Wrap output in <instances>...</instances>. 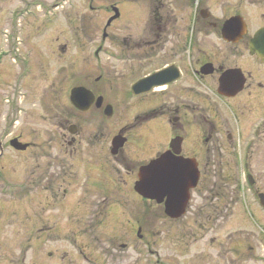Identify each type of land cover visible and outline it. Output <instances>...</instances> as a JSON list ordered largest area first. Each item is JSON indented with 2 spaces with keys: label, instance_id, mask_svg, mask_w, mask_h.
Returning <instances> with one entry per match:
<instances>
[{
  "label": "flooded vegetation",
  "instance_id": "flooded-vegetation-1",
  "mask_svg": "<svg viewBox=\"0 0 264 264\" xmlns=\"http://www.w3.org/2000/svg\"><path fill=\"white\" fill-rule=\"evenodd\" d=\"M96 1L0 0V14L11 26L24 14L30 23L51 25L68 19L77 28L81 21L88 26L91 19L86 11L97 9ZM134 1L144 2L149 12L144 30L136 38L115 37L117 50L102 51L105 45L101 44L94 51L95 58L105 53L110 60L125 65L126 81L117 103L106 102L94 89L75 86L85 87L95 96L87 111L74 106L80 113L95 110L110 119L118 106L125 115L132 114V121L108 139L110 145L98 153L91 149L79 151L76 135L82 133L83 126L59 122L72 162H64L62 153L56 163L42 162L45 152L34 168L30 163H5L11 152L21 154L35 147L23 134L15 133L17 119L11 115L3 119L0 264H160L155 247L160 233L159 212L144 213L142 209L144 202H152L153 207L160 204L136 189L140 169L170 151L180 160L197 162L199 186L209 170L221 169L222 154L235 146L232 130L243 122L241 116L245 117L247 107L255 101L264 107V49L255 43L257 32L264 28V0H242L259 10L255 26L249 28L248 20L240 13L231 15L229 18L242 17L246 33L230 39L222 34L229 18L221 22L210 10L214 0ZM106 2L107 19L115 14V8L119 16L110 25L107 20L103 42L113 37L107 29L123 17V4L128 0ZM64 3L71 7L65 12ZM81 3L86 5L83 12ZM213 37L215 41L207 47V39ZM163 71L159 83L134 93L136 83ZM129 75L132 79L128 82ZM224 75L230 87L234 82H243L241 91L227 95L229 91L221 87ZM100 96L103 101L99 107ZM107 105L113 108L112 116L105 114ZM227 110L234 121L226 115ZM256 126V133L263 135L264 115ZM67 133L72 135L70 140ZM119 134L125 142L115 150L111 144ZM16 139L28 146L18 149L12 144ZM18 165L23 167L17 169ZM149 218L150 226L146 220Z\"/></svg>",
  "mask_w": 264,
  "mask_h": 264
},
{
  "label": "rangeland",
  "instance_id": "rangeland-1",
  "mask_svg": "<svg viewBox=\"0 0 264 264\" xmlns=\"http://www.w3.org/2000/svg\"><path fill=\"white\" fill-rule=\"evenodd\" d=\"M106 4V0H97V9L86 11L91 19L88 26L81 21L77 28L68 19L51 25L30 23L24 14L11 26L0 14V126L11 115L18 120L15 133L23 134L35 147L21 154L11 152L5 163H30L34 168L45 152L42 162L56 163L62 155L64 162H72L59 122L80 123L83 131L76 135V148L98 153L110 145L108 139L118 129L132 121V114L125 115L118 106L113 117L106 119L95 110L80 113L70 102L71 89L84 85L98 91L106 102L117 103L126 81L124 64L110 60L105 53L95 58L94 51L101 44L105 45L102 51L115 50V37L136 38L149 12L144 2L128 0L123 4V17L107 29L113 37L103 42L108 20ZM85 6L81 3V12ZM70 8L64 3V12ZM210 10L221 22L240 13L251 29L259 11L242 0H214ZM212 41L214 37L207 39L206 46L210 47ZM131 79L129 75L127 81ZM251 105L245 117L241 116L239 128L232 130L235 146L222 154L221 169L209 170V176L193 190L185 216L170 219L162 205L153 207L152 202H144V213L159 212L160 233L155 247L160 264H264V208L258 198L264 193V133H256L264 107L256 101ZM226 112L234 121L230 110ZM71 137L67 133V140ZM146 220L150 226L151 218Z\"/></svg>",
  "mask_w": 264,
  "mask_h": 264
},
{
  "label": "water",
  "instance_id": "water-1",
  "mask_svg": "<svg viewBox=\"0 0 264 264\" xmlns=\"http://www.w3.org/2000/svg\"><path fill=\"white\" fill-rule=\"evenodd\" d=\"M115 11H117V8H115ZM118 16L119 12L117 11L115 16L108 21V25H110L111 21ZM245 29L246 24L243 22L242 17L235 16L224 22L222 34L226 39L235 34L241 35L246 33ZM255 43L264 49V28L257 32ZM164 73L165 71L156 73L150 78L144 80L141 84L136 83L133 86L134 93H140L142 88L144 91H147L153 85L159 83L158 78ZM226 78L227 75H224L221 81V87H224L226 91H229L227 92V95L234 96L241 91L243 82H234L233 86L237 85L230 87L229 81ZM139 86H141L140 89ZM94 99V94L85 87L80 86L71 89V103L82 111H87ZM102 101L103 98L101 96L98 97L97 106L100 107ZM105 114L107 116L113 115V108L111 105L105 107ZM70 131L72 133L75 132L73 127L70 128ZM124 141L125 140L121 135H117L112 142L113 149L116 150L123 146ZM12 144L18 149H24L28 146V144L21 145L17 139L13 140ZM199 178L200 173L197 167V162L194 161V159H186L183 161L180 160L179 157L172 155L169 151L163 153L158 159L153 160L140 169L139 181L137 182L136 189L143 195V197L155 200L158 204H163L165 214L169 218L176 220L186 214L192 198V190L197 187ZM251 183L253 182L251 181ZM259 197L260 203L264 207V193H260Z\"/></svg>",
  "mask_w": 264,
  "mask_h": 264
}]
</instances>
